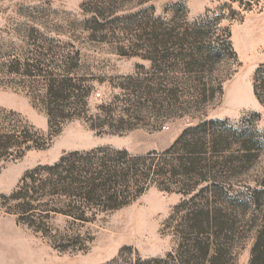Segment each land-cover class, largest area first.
I'll list each match as a JSON object with an SVG mask.
<instances>
[{"label":"rangeland","instance_id":"rangeland-1","mask_svg":"<svg viewBox=\"0 0 264 264\" xmlns=\"http://www.w3.org/2000/svg\"><path fill=\"white\" fill-rule=\"evenodd\" d=\"M262 64L264 0H0V264H264V203L248 202L264 189ZM60 86L59 105L81 117L50 123ZM109 103L115 119L129 111L133 129L90 128L109 121L100 109ZM209 119L262 136L246 150L227 133L220 159L235 161L205 173L223 185L219 201L213 187L152 186L84 223L54 211L28 217L13 197L26 173L67 152L162 151Z\"/></svg>","mask_w":264,"mask_h":264},{"label":"trees","instance_id":"trees-1","mask_svg":"<svg viewBox=\"0 0 264 264\" xmlns=\"http://www.w3.org/2000/svg\"><path fill=\"white\" fill-rule=\"evenodd\" d=\"M218 56L220 53L210 55L206 60ZM149 58L153 59V57ZM195 62L197 63V60ZM61 86L64 87L63 84ZM61 86L55 95L56 108L48 111L50 123L53 119L59 122L81 117L78 109L67 111L69 109L66 105H59V98L62 101L64 96ZM254 90L257 97L263 100L264 64L256 71ZM49 91L52 98L53 91H56L54 85H50ZM100 109L106 113L105 117H108L109 121L104 119L101 125L90 123V128L94 130L107 128L106 132L110 133H123L133 129V124H127L132 118L129 111L121 113L115 119L112 115L111 103L101 105ZM226 125H228L226 120H205L201 124L186 128L176 142L165 150H153L145 154H132L127 149L112 146L67 152L55 163L40 165L26 173L22 185L14 192L13 197L20 200L18 205L28 217H34L38 212L54 211L84 223L95 221L102 213L116 211L131 204L152 186L185 194L199 187V191L213 187L218 195L213 193L211 198L219 201L225 195L224 187L216 174L211 173L210 176L205 177V173L215 168L218 170L219 165L225 168L226 164L235 161L230 155L220 159L223 149L230 147L228 146L230 143H227L229 141L227 133L234 136L236 143L246 150H250L249 144L254 145L252 148L259 149L262 142V136L258 132L252 135L250 130L242 128L219 129V126ZM208 134L211 137H207ZM208 145L212 146L211 156L208 155ZM246 157L249 158V155ZM204 181H208L209 184L201 187ZM37 194L38 197L35 196ZM248 202L258 206L263 204L264 189L251 190ZM233 205L238 204L233 202ZM211 211L210 209L209 212ZM202 245L210 247L208 241L206 244L199 242L195 247L199 248ZM222 254L223 247L218 244L216 257L213 260L218 259ZM163 261L167 260L138 259L133 264Z\"/></svg>","mask_w":264,"mask_h":264},{"label":"built area","instance_id":"built-area-1","mask_svg":"<svg viewBox=\"0 0 264 264\" xmlns=\"http://www.w3.org/2000/svg\"><path fill=\"white\" fill-rule=\"evenodd\" d=\"M98 95H100V93H98Z\"/></svg>","mask_w":264,"mask_h":264}]
</instances>
